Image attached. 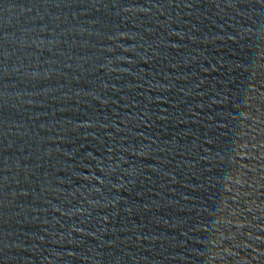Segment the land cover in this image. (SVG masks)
Returning <instances> with one entry per match:
<instances>
[{
	"label": "water",
	"instance_id": "95a60500",
	"mask_svg": "<svg viewBox=\"0 0 264 264\" xmlns=\"http://www.w3.org/2000/svg\"><path fill=\"white\" fill-rule=\"evenodd\" d=\"M0 264H264V0H0Z\"/></svg>",
	"mask_w": 264,
	"mask_h": 264
}]
</instances>
